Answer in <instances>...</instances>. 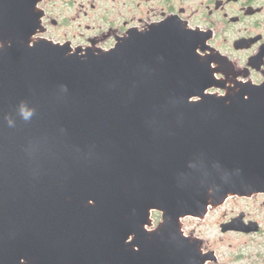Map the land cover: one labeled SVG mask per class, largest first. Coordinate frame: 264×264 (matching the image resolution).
<instances>
[{"label": "water", "instance_id": "95a60500", "mask_svg": "<svg viewBox=\"0 0 264 264\" xmlns=\"http://www.w3.org/2000/svg\"><path fill=\"white\" fill-rule=\"evenodd\" d=\"M37 2L0 0V264H204L180 220L264 192V82L216 79L178 20L109 50L35 37Z\"/></svg>", "mask_w": 264, "mask_h": 264}, {"label": "flooded vegetation", "instance_id": "af4514ba", "mask_svg": "<svg viewBox=\"0 0 264 264\" xmlns=\"http://www.w3.org/2000/svg\"><path fill=\"white\" fill-rule=\"evenodd\" d=\"M37 8L40 32L35 37L82 49L109 50L130 31L141 32L169 19L178 20L206 36L205 48L198 53L215 61L212 66L220 71L215 73L216 79H225L226 86L264 82V0H38ZM209 91L224 92L219 88ZM255 196L263 198L264 209V192L239 197ZM218 206H209L203 218L186 216L180 220L182 234L199 241L204 264H264V218L240 211L220 221L222 234L250 239L248 246L253 249L248 250L243 246L221 250L184 229L182 220L205 221ZM239 215L245 224L255 223L250 231H222V224ZM151 218L148 229L158 225L161 213L152 211Z\"/></svg>", "mask_w": 264, "mask_h": 264}, {"label": "rangeland", "instance_id": "374dc122", "mask_svg": "<svg viewBox=\"0 0 264 264\" xmlns=\"http://www.w3.org/2000/svg\"><path fill=\"white\" fill-rule=\"evenodd\" d=\"M263 198L255 196L252 198H241L239 196H229L227 200L221 205L216 207L206 217L205 221L196 220L194 218H185L182 220V225L186 231H193L195 237L206 238L214 247L221 250L240 249H253L250 247V239L235 234H222L220 232V221L234 216L240 211H245L251 217L264 218V209L261 206ZM157 215V214H156Z\"/></svg>", "mask_w": 264, "mask_h": 264}, {"label": "clouds", "instance_id": "9594fccd", "mask_svg": "<svg viewBox=\"0 0 264 264\" xmlns=\"http://www.w3.org/2000/svg\"><path fill=\"white\" fill-rule=\"evenodd\" d=\"M20 115L24 120H28L33 115L32 111L28 110L27 108L22 107L20 109Z\"/></svg>", "mask_w": 264, "mask_h": 264}]
</instances>
